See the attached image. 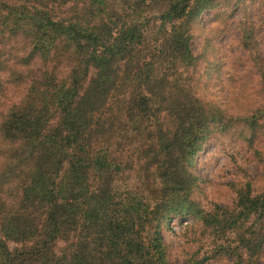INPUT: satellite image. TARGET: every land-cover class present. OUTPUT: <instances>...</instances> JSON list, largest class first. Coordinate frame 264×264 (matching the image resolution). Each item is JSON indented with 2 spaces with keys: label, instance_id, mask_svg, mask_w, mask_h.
Masks as SVG:
<instances>
[{
  "label": "trees",
  "instance_id": "1",
  "mask_svg": "<svg viewBox=\"0 0 264 264\" xmlns=\"http://www.w3.org/2000/svg\"><path fill=\"white\" fill-rule=\"evenodd\" d=\"M215 1L0 0L1 32L27 40L14 61L0 51V97L25 89L0 111V264H177L160 230L173 215L231 264H261L264 189L209 210L192 198L211 130L264 133V105L232 124L188 79L191 24Z\"/></svg>",
  "mask_w": 264,
  "mask_h": 264
},
{
  "label": "rangeland",
  "instance_id": "2",
  "mask_svg": "<svg viewBox=\"0 0 264 264\" xmlns=\"http://www.w3.org/2000/svg\"><path fill=\"white\" fill-rule=\"evenodd\" d=\"M158 21L147 27L152 35ZM253 37V50L264 67V0H216L191 24V48L198 57L188 71L194 93L215 106L224 120L237 122L264 105V86L252 54L244 50V35ZM27 46L21 35H8L0 30V51L4 59L16 60ZM254 55V54H253ZM32 71L41 76L39 59ZM2 77L6 73L1 74ZM24 85L9 86L4 105L18 101ZM251 131L239 124L230 129L210 131L201 149L190 161V171L197 177L192 198L205 210L214 204L232 206L235 188L250 183L253 192L264 189V133L250 137ZM163 244L173 263L231 264L230 259L214 250L213 239L201 221L193 216H171L160 222ZM261 264H264V250Z\"/></svg>",
  "mask_w": 264,
  "mask_h": 264
}]
</instances>
